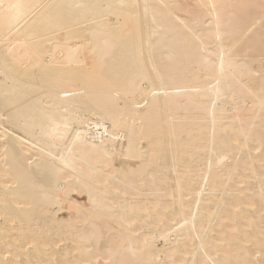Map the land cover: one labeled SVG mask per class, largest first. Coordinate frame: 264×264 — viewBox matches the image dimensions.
<instances>
[{
  "label": "bare ground",
  "instance_id": "1",
  "mask_svg": "<svg viewBox=\"0 0 264 264\" xmlns=\"http://www.w3.org/2000/svg\"><path fill=\"white\" fill-rule=\"evenodd\" d=\"M0 5V264H264V0Z\"/></svg>",
  "mask_w": 264,
  "mask_h": 264
},
{
  "label": "rangeland",
  "instance_id": "2",
  "mask_svg": "<svg viewBox=\"0 0 264 264\" xmlns=\"http://www.w3.org/2000/svg\"><path fill=\"white\" fill-rule=\"evenodd\" d=\"M260 63H261V64H264V58H262V59L260 60Z\"/></svg>",
  "mask_w": 264,
  "mask_h": 264
},
{
  "label": "snow or ice",
  "instance_id": "3",
  "mask_svg": "<svg viewBox=\"0 0 264 264\" xmlns=\"http://www.w3.org/2000/svg\"><path fill=\"white\" fill-rule=\"evenodd\" d=\"M0 6H2V5H0ZM10 7H17L16 5H11Z\"/></svg>",
  "mask_w": 264,
  "mask_h": 264
}]
</instances>
